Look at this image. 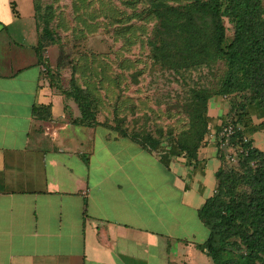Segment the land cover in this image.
<instances>
[{
	"label": "crops",
	"instance_id": "crops-1",
	"mask_svg": "<svg viewBox=\"0 0 264 264\" xmlns=\"http://www.w3.org/2000/svg\"><path fill=\"white\" fill-rule=\"evenodd\" d=\"M38 42L33 0H0V264H207L198 209L221 167L215 141L195 168L165 167L129 137L71 123L79 111L50 86Z\"/></svg>",
	"mask_w": 264,
	"mask_h": 264
},
{
	"label": "trees",
	"instance_id": "trees-1",
	"mask_svg": "<svg viewBox=\"0 0 264 264\" xmlns=\"http://www.w3.org/2000/svg\"><path fill=\"white\" fill-rule=\"evenodd\" d=\"M36 1L37 52L41 54L45 36L51 33L43 26ZM153 9L156 58L175 72L200 69L199 83L189 87L185 98V129L163 145V137L112 127L96 119L93 100L82 92L68 93L79 110L70 122L114 130L156 152L165 167L182 158L192 169L201 161L199 149L208 143V135L217 136L223 126H232L227 145L215 143L221 161L227 150L236 153V167L230 171L219 167L215 172V189L198 209L209 229L199 247L213 264H264V150L255 145L253 137L264 129V0H196L168 6L157 1ZM225 18L230 27L225 26ZM211 98L229 101L219 124L208 115ZM253 116L262 120L254 123Z\"/></svg>",
	"mask_w": 264,
	"mask_h": 264
},
{
	"label": "rangeland",
	"instance_id": "rangeland-1",
	"mask_svg": "<svg viewBox=\"0 0 264 264\" xmlns=\"http://www.w3.org/2000/svg\"><path fill=\"white\" fill-rule=\"evenodd\" d=\"M157 1L168 6L196 0H37L36 8L51 33L45 36L41 56L52 89L71 103L74 100L68 93L88 94L99 121L129 133L163 137L167 145L172 134L177 136L187 126L185 98L201 77L200 69L175 72L156 58L153 8ZM19 4L23 11H30L32 0H19ZM224 24L230 27L226 18ZM214 99L222 112L213 117L220 120L229 101ZM53 112L72 116L74 107L57 104ZM252 118L254 123L262 120ZM253 137L264 150V129ZM235 163L223 158L221 167L230 171ZM200 257L212 264L205 255Z\"/></svg>",
	"mask_w": 264,
	"mask_h": 264
},
{
	"label": "built area",
	"instance_id": "built-area-1",
	"mask_svg": "<svg viewBox=\"0 0 264 264\" xmlns=\"http://www.w3.org/2000/svg\"><path fill=\"white\" fill-rule=\"evenodd\" d=\"M209 126L210 125H208V127ZM232 133H233L232 126H230V125L223 126L221 128V130L219 131L217 136L214 135L213 133H210L208 135V142L213 140V141L217 142L219 146L227 145L228 139L232 135ZM239 152H242V151L239 149ZM239 152H237V153H239ZM225 153H226L225 157H224L225 159H228L230 162H233V163L236 162L237 163V155H235L236 153L233 150L229 149Z\"/></svg>",
	"mask_w": 264,
	"mask_h": 264
}]
</instances>
